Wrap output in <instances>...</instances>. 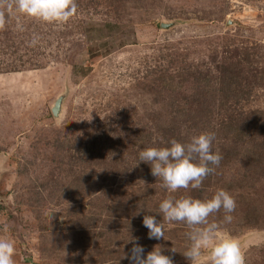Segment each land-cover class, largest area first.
I'll use <instances>...</instances> for the list:
<instances>
[{
  "label": "rangeland",
  "instance_id": "374dc122",
  "mask_svg": "<svg viewBox=\"0 0 264 264\" xmlns=\"http://www.w3.org/2000/svg\"><path fill=\"white\" fill-rule=\"evenodd\" d=\"M76 4L63 25L6 13L0 29V238L14 241L16 264H130V236L192 264L189 229L159 204L219 189L237 208L231 223L222 210L209 218L218 238L264 264V0ZM203 132L222 159L200 189L138 179V167L151 173L139 151ZM144 215L164 240L148 239Z\"/></svg>",
  "mask_w": 264,
  "mask_h": 264
},
{
  "label": "clouds",
  "instance_id": "9594fccd",
  "mask_svg": "<svg viewBox=\"0 0 264 264\" xmlns=\"http://www.w3.org/2000/svg\"><path fill=\"white\" fill-rule=\"evenodd\" d=\"M18 13L22 16L43 23L63 25L76 13V0H7L5 11H0V29L7 24L8 15ZM18 31H24L17 25ZM39 37L33 36L30 46L38 43ZM215 134L203 132L193 135L189 142L181 143L175 139L163 147H149L139 151V163L150 166L151 175L162 181L161 187L172 193L180 189H200L204 180L214 172L221 162V155L212 150ZM237 208L234 197L226 190L219 189L207 200L195 199L192 196L176 198L168 196L159 204V212L164 221L180 223L189 231L186 233L190 245L183 256L192 264H198L205 251L208 264H246L244 253L237 239L230 235L218 238L220 224L210 222L209 218L221 210L224 213L222 223H231L232 213ZM137 212L136 215H139ZM143 226L148 229V239L165 238L164 225L152 215H144ZM11 222L2 226V231L9 232ZM130 264H173L172 258L163 254L157 245L145 254V249L138 238L131 237ZM174 252V251H173ZM14 241L0 238V264H16Z\"/></svg>",
  "mask_w": 264,
  "mask_h": 264
},
{
  "label": "trees",
  "instance_id": "16d2710c",
  "mask_svg": "<svg viewBox=\"0 0 264 264\" xmlns=\"http://www.w3.org/2000/svg\"><path fill=\"white\" fill-rule=\"evenodd\" d=\"M163 127H164V124H163ZM178 141L181 142V140H178ZM182 143H183V142H182ZM166 144H167V143H166ZM110 162H112L113 165L116 164V163H118V161H115V160H113V159H111ZM112 163H110V165H108V164L106 163V166H111V167H112V166H113ZM136 171H137V173L139 174L138 179H141V180H143V181H151V180L154 179V176H152L151 173H144V172H143V168H141V167H138V168L136 169ZM148 172H151V171H148Z\"/></svg>",
  "mask_w": 264,
  "mask_h": 264
}]
</instances>
